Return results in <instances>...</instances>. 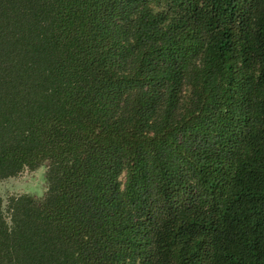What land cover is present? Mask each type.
I'll use <instances>...</instances> for the list:
<instances>
[{"label":"trees","instance_id":"16d2710c","mask_svg":"<svg viewBox=\"0 0 264 264\" xmlns=\"http://www.w3.org/2000/svg\"><path fill=\"white\" fill-rule=\"evenodd\" d=\"M0 264H264V0H0Z\"/></svg>","mask_w":264,"mask_h":264},{"label":"rangeland","instance_id":"374dc122","mask_svg":"<svg viewBox=\"0 0 264 264\" xmlns=\"http://www.w3.org/2000/svg\"><path fill=\"white\" fill-rule=\"evenodd\" d=\"M46 190L45 168L24 170L14 177L0 180V196L3 206L10 195L27 193L35 197H41Z\"/></svg>","mask_w":264,"mask_h":264}]
</instances>
